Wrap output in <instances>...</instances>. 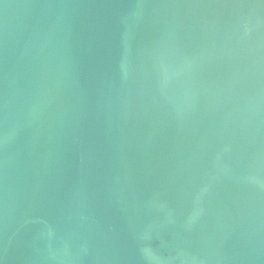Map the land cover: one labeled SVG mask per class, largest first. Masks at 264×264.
Here are the masks:
<instances>
[{"label":"water","instance_id":"obj_1","mask_svg":"<svg viewBox=\"0 0 264 264\" xmlns=\"http://www.w3.org/2000/svg\"><path fill=\"white\" fill-rule=\"evenodd\" d=\"M0 264H264V0H0Z\"/></svg>","mask_w":264,"mask_h":264}]
</instances>
